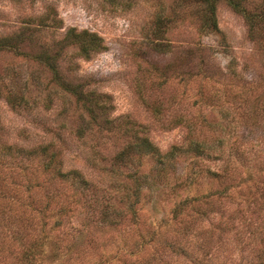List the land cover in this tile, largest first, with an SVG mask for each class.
<instances>
[{"label": "trees", "instance_id": "trees-1", "mask_svg": "<svg viewBox=\"0 0 264 264\" xmlns=\"http://www.w3.org/2000/svg\"><path fill=\"white\" fill-rule=\"evenodd\" d=\"M218 2L243 18L249 35L264 23V12L249 9L248 0H195L203 30L218 31ZM262 5L264 0L253 7ZM160 14L151 30L153 47L167 45L159 40L165 25ZM47 17L38 16L37 29L26 21L15 31L0 34V52L32 61L47 73L46 84L51 83L44 88V98L31 100L29 90L4 83L0 68V98L9 109L29 114L40 106L46 111L53 106V94L60 102L56 117L70 119L67 127L58 124L50 135L28 138L20 129L12 140L0 120V240L9 237L7 253L0 247V263L34 264L49 258L90 264L89 257L94 256L92 264H170L178 258L190 264H214L215 251L221 264H264V172L248 161L251 153L225 152L221 126L188 112L161 122L164 129L181 126L185 131L180 143L160 150L140 124L126 115L110 116L108 95L70 77L72 58L87 59L102 51V38L70 26L59 37L46 40L33 32L48 27ZM51 21L62 28L58 18ZM70 48L73 53H68ZM154 100L147 106L159 118L170 107ZM251 112L255 124L259 112ZM31 122L39 123L35 118ZM63 130L81 141L82 166L65 168ZM257 139L263 141V136ZM142 159L146 168L140 166ZM153 182L171 203V222L160 219L157 224H168L171 230L163 228L161 234L142 230L144 222L139 220ZM107 246L115 249L113 259L105 263Z\"/></svg>", "mask_w": 264, "mask_h": 264}, {"label": "rangeland", "instance_id": "rangeland-1", "mask_svg": "<svg viewBox=\"0 0 264 264\" xmlns=\"http://www.w3.org/2000/svg\"><path fill=\"white\" fill-rule=\"evenodd\" d=\"M248 1L253 12H264V5L253 7L261 0ZM199 8L195 0H0V34L15 31L26 21L37 29L38 16L46 14L49 28L41 27L40 31L33 32L42 34L46 40L59 37L64 28L70 26L97 33L104 49L87 59L74 56L70 77L108 95L112 104L110 116L126 115L140 124L148 139L163 151L180 143L185 130L181 126L167 130L161 127V122L180 112L199 115L198 119L221 126L225 152L236 149L247 154L249 151L248 161L259 166V172L263 173L264 23L249 35L243 18L218 2L215 7L218 31L203 30L199 27ZM156 14H160L162 24L165 23L159 39L167 44L163 47H153L151 43L156 40L151 35ZM53 17L60 20L62 28L52 24ZM68 51L73 53L71 48ZM0 68L4 83L11 82L17 90L23 87L29 90L31 100L36 101L51 84H46V72H40L35 63L12 52H0ZM154 99L163 107L167 104L170 107L160 114V119L154 117L147 106ZM52 104L46 111L37 106L26 114L22 110L9 109L0 98V120L9 140L14 139L20 129L23 136L31 138L50 135V130L58 124L61 129L67 127L70 119L61 121L55 115L60 102L53 94ZM252 110L259 112L255 124H252L255 120ZM31 118L39 123L31 122ZM62 134L65 136L61 144L65 168L82 166L85 157L80 151L81 141L67 136V131L63 130ZM259 135L263 136V141L257 139ZM214 164L216 162H210V166ZM146 165L147 161L142 159L140 166L146 168ZM241 174L245 183V168L241 169ZM152 187L150 198L139 211V220L144 222L142 230L161 234L163 228L171 230L163 222L157 226L160 219L171 222V203L163 199L156 182ZM102 235L105 237L106 233ZM8 240V235L3 242L0 240L3 254L8 251ZM113 249L115 246L104 248L105 263L113 259ZM44 251L47 253V247ZM213 253V263L221 264V255ZM232 257L237 260V253ZM89 258L90 264L95 263L94 256ZM34 264L68 263L43 258ZM170 264L190 263L178 258Z\"/></svg>", "mask_w": 264, "mask_h": 264}]
</instances>
